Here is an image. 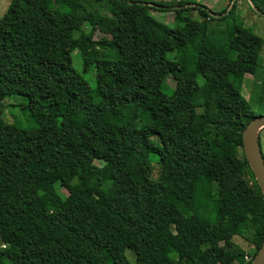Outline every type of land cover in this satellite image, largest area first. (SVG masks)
I'll return each mask as SVG.
<instances>
[{
  "label": "trees",
  "instance_id": "16d2710c",
  "mask_svg": "<svg viewBox=\"0 0 264 264\" xmlns=\"http://www.w3.org/2000/svg\"><path fill=\"white\" fill-rule=\"evenodd\" d=\"M96 2L134 20V42L100 12L105 36L84 32L82 0H12L0 19V264H132L129 251L136 264H252L230 246L240 236L257 253L264 239L242 141L264 116V98L252 97L256 110L242 94L264 42L238 0L220 19L188 2ZM151 11L173 13L174 27ZM217 20L229 22L227 50L209 37ZM11 97L35 127L5 123Z\"/></svg>",
  "mask_w": 264,
  "mask_h": 264
},
{
  "label": "rangeland",
  "instance_id": "374dc122",
  "mask_svg": "<svg viewBox=\"0 0 264 264\" xmlns=\"http://www.w3.org/2000/svg\"><path fill=\"white\" fill-rule=\"evenodd\" d=\"M12 0H0V19L6 13L8 6ZM150 3H178V2H185L190 3L186 5V8L189 7H196L197 5L208 7L213 13L217 15H222V12L226 9L225 0H204L198 1L197 4L194 3L193 0H140ZM82 4L84 7L90 10V15L88 16V20L85 23L83 30L86 33H89L92 29L95 31V40L98 41L103 38L105 35L99 32V28L96 27L95 18L98 12L101 13L103 17V21L109 20L117 29L121 32H124L129 36V39L134 42L135 41V23L134 20L124 18V17H117L114 18L111 16L107 6L105 3H98L96 0H82ZM230 8V7H229ZM228 8V9H229ZM235 14L239 16L245 27L250 28L258 37L262 39L264 42V18L257 15L252 9L247 0H238V5ZM151 15L156 18L159 22L168 25L169 27H174L175 25V18L173 13L169 12H158V11H151ZM184 16L190 17L195 21H199L201 19L200 14L198 11H187L184 13ZM220 17V18H221ZM218 18V19H220ZM229 30V22L228 21H213L210 23V31L209 37L210 39L215 42L217 45L223 47L227 50L225 44V37ZM77 36L79 33L76 34ZM110 38L109 36H107ZM136 53V46H130L129 49L125 52V59L127 61H131ZM73 63L74 67L78 70H82V59L81 55L78 51L73 53ZM186 81V78L183 76H178L177 79H169L168 84L175 88L178 84H182ZM75 91L79 92L81 95H85L87 93L84 89H77L73 88ZM263 90V91H262ZM242 94L248 100H252L251 103L253 104L254 108L257 110L258 103L260 100L264 98V48L263 52L260 56L259 61V68L256 74H246L243 87H242ZM259 98L257 103L253 102L252 97ZM22 100L19 97H11L5 101L4 104V121L7 124L18 123L23 128H31L35 127V124L29 120L27 114L21 109L17 108L16 104L21 102ZM260 139H261V148L264 154V129L260 132ZM161 173V166L155 160L153 163V173H152V180L157 182L159 180ZM63 194H67L66 192H62ZM2 248V243L0 240V249ZM230 253L236 258L242 257L245 262H249L256 253V247L252 245L246 239L235 236L232 240V245L230 246ZM128 258L132 264H136V256L132 252L127 253ZM142 264H149L147 261H144Z\"/></svg>",
  "mask_w": 264,
  "mask_h": 264
},
{
  "label": "water",
  "instance_id": "95a60500",
  "mask_svg": "<svg viewBox=\"0 0 264 264\" xmlns=\"http://www.w3.org/2000/svg\"><path fill=\"white\" fill-rule=\"evenodd\" d=\"M237 0H233L230 8L227 13L231 11L235 2ZM252 8V10L259 16L264 18V12H261L253 0H247ZM145 4V3H143ZM153 6L152 4H149ZM160 7V6H158ZM210 15L214 18H220L221 15H217L211 11H209ZM226 13V14H227ZM264 129V116H258L254 118L246 127L242 134L243 141V150L247 162L255 176V179L261 189V193L264 199V154L261 148V141L259 138L260 130ZM252 264H264V239L263 243L255 254Z\"/></svg>",
  "mask_w": 264,
  "mask_h": 264
},
{
  "label": "built area",
  "instance_id": "2783aa9c",
  "mask_svg": "<svg viewBox=\"0 0 264 264\" xmlns=\"http://www.w3.org/2000/svg\"><path fill=\"white\" fill-rule=\"evenodd\" d=\"M260 132H261V130H260ZM260 132H259V138H260ZM260 141H261V139H260Z\"/></svg>",
  "mask_w": 264,
  "mask_h": 264
}]
</instances>
